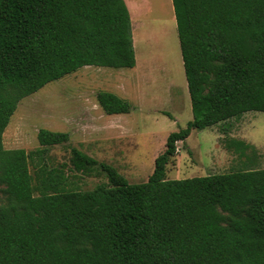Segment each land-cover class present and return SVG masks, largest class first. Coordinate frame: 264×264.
<instances>
[{
  "label": "trees",
  "instance_id": "obj_1",
  "mask_svg": "<svg viewBox=\"0 0 264 264\" xmlns=\"http://www.w3.org/2000/svg\"><path fill=\"white\" fill-rule=\"evenodd\" d=\"M192 118L171 131L144 181L70 146L67 169L107 181L81 189L46 161L65 131L39 128V146L5 148L23 97L76 69L133 67L124 0H0V264H264V167L167 178L192 129L264 111V0H171ZM106 114L130 103L98 90ZM245 155L252 145L225 137ZM30 166L32 170H30Z\"/></svg>",
  "mask_w": 264,
  "mask_h": 264
},
{
  "label": "rangeland",
  "instance_id": "obj_2",
  "mask_svg": "<svg viewBox=\"0 0 264 264\" xmlns=\"http://www.w3.org/2000/svg\"><path fill=\"white\" fill-rule=\"evenodd\" d=\"M159 8L160 17L154 8H141L143 23L134 30L135 66H83L23 97L4 129V147L29 151L39 146V128L65 131L68 141L49 147L46 161L64 166L81 189L107 178L98 167L89 174L67 169L70 146L111 164L130 182L146 180L166 136L192 118L175 18L168 0H160ZM98 90L127 95L130 111L103 115L95 97ZM228 124L225 137L244 140L253 148L245 155L227 150L220 124L192 129L184 141L176 142L166 177L264 167V111H246Z\"/></svg>",
  "mask_w": 264,
  "mask_h": 264
},
{
  "label": "crops",
  "instance_id": "obj_3",
  "mask_svg": "<svg viewBox=\"0 0 264 264\" xmlns=\"http://www.w3.org/2000/svg\"><path fill=\"white\" fill-rule=\"evenodd\" d=\"M126 7L128 9L129 12V17H130V23H131V33H132V41L134 43V30L139 28V24L142 22L143 23V19H142V10L141 8L143 7V5H147L150 8H154L155 9V16H159V4H160V0H124ZM169 5L171 7V13H173V19H174V12H173V6H172V1L168 0ZM160 17V16H159ZM135 66V65H134ZM111 91V90H108ZM112 92L116 93L117 95L125 98V94L120 93L117 90H113ZM98 109L99 112L103 114V110L101 109V107L98 105ZM105 113V112H104ZM104 115V114H103Z\"/></svg>",
  "mask_w": 264,
  "mask_h": 264
}]
</instances>
